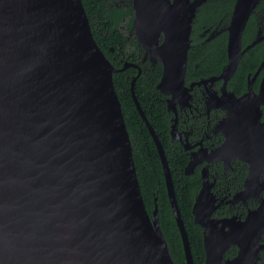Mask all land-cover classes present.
Returning a JSON list of instances; mask_svg holds the SVG:
<instances>
[{"label": "water", "instance_id": "obj_1", "mask_svg": "<svg viewBox=\"0 0 264 264\" xmlns=\"http://www.w3.org/2000/svg\"><path fill=\"white\" fill-rule=\"evenodd\" d=\"M249 1L237 5L229 27L226 80L247 49L243 32L258 0ZM202 3L134 0L133 29L145 55L163 63L157 88L169 96L168 110L190 96L185 75ZM131 65L139 67L118 68L106 56L83 0H0V264H176L158 207L153 215L146 207L114 84V73ZM140 74L131 91L169 178L164 148L136 95ZM254 151H242L251 171ZM168 186L187 263L195 264L170 178ZM245 187L235 200L257 191L252 177ZM216 201L204 180L193 214L204 229L206 264H255L264 198L245 220L212 217ZM232 245L239 248L234 258L227 257Z\"/></svg>", "mask_w": 264, "mask_h": 264}, {"label": "flooded vegetation", "instance_id": "obj_2", "mask_svg": "<svg viewBox=\"0 0 264 264\" xmlns=\"http://www.w3.org/2000/svg\"><path fill=\"white\" fill-rule=\"evenodd\" d=\"M169 1L174 3L176 0ZM202 1L203 3L198 7L193 21L192 35L194 34V37L191 35L192 41L199 46L196 54L197 62L195 63V69L190 72L188 78L185 75V85L189 88L190 96L187 100L178 102L175 108L168 110L172 121L168 147L171 150L180 151L174 152V155H180L188 159L184 166V174H177L175 177L166 155L170 173L169 178L177 198L176 183L180 187L188 183L187 178L183 175L191 176L196 174V177L198 175L201 181L198 190L194 191L193 206L197 195L203 187L204 180H207L212 194L217 198L216 204H219L212 217L237 216L239 219L245 220L249 213L260 205L261 198H264V170L261 173L257 170V167L264 166V0H258L249 15L242 37V50L247 49L239 60L236 71L228 80L225 79L222 73L227 68L229 61V27L237 5L242 4L244 1L246 3H252V1ZM228 5L231 6L230 10L227 9ZM107 9L109 19H118L122 23L127 24L132 23L131 29L128 26L119 28H122L125 35L127 34L128 39L135 38L137 41L136 33L133 29L135 20L134 0H108ZM197 22H202L199 27H195ZM220 35H225L226 38L227 60L220 71H206L207 73H204L199 67L210 61L208 52L212 53L217 50V48L212 46L204 48V44L213 41ZM248 46L250 47L248 48ZM140 50L144 51L142 48ZM141 56L140 62L142 63L150 60L145 55V52ZM242 60L244 68L241 73H238ZM126 62L128 61H125L123 65ZM134 67L138 68V70L141 69L138 66ZM168 97L166 95L167 109ZM241 99L245 100L240 102ZM230 111L232 118L229 121ZM174 124L177 126V131L173 136L172 126ZM162 146L164 148L163 143ZM223 147L229 148L230 151L225 154L218 153L219 149ZM251 149L255 150L252 159L256 163V168L253 171H251V163L242 154L243 150L250 152ZM164 151L166 154L165 148ZM160 158L169 197V178L167 177L161 155ZM191 161H194L195 165L192 171L188 173L187 167ZM206 173L207 176L204 178ZM250 177H252L253 186L257 189L256 193L250 195L249 198L235 200L237 198L235 195L246 188L245 182ZM157 199L158 197H155L154 208L151 213L149 212L151 215H153L156 207L159 210ZM222 200L224 201L222 202ZM158 212L161 225L160 210ZM199 226L204 232L203 227ZM181 240L185 253L182 235ZM260 243L262 245L260 256L255 264H264V231L262 232ZM238 251V246L232 245L227 250V257L234 258ZM229 252L230 256L228 255Z\"/></svg>", "mask_w": 264, "mask_h": 264}, {"label": "trees", "instance_id": "obj_3", "mask_svg": "<svg viewBox=\"0 0 264 264\" xmlns=\"http://www.w3.org/2000/svg\"><path fill=\"white\" fill-rule=\"evenodd\" d=\"M107 1L83 0L94 37L106 56L116 67L121 68L123 63L128 61L137 63L142 69L135 83V91L141 108L164 145L174 176L176 177L177 174L181 173L184 174L183 170L188 158L174 155L173 153L179 150L174 151L168 147L170 126L172 124L171 114L167 109L166 95L157 88L163 73V63L161 60L140 62L144 51L140 50L135 38L128 39L127 34L123 33L122 28H119L121 26L118 19L108 18ZM227 9L230 10L231 6L228 5ZM201 23H195V27H199ZM127 26L131 29L132 23L130 22ZM192 37H194V34ZM222 40L223 42L221 43ZM210 46L217 48V50L212 53L208 52L210 61L199 67L204 73H207L206 71H220L227 60L225 35H220L213 41L204 44V48ZM198 47V44L192 41L188 56L186 78L195 69ZM243 68L242 60L238 73H241ZM138 72V68L131 66L125 70L115 72L113 78L130 133L142 194L150 213L154 208L155 197H158L157 203L160 210L161 227L169 243L170 253L176 264H187L181 235L164 182L161 158L149 127L137 108L132 95V80L137 76ZM177 164L179 166L176 167ZM183 176L187 178V185L183 184L180 187L176 183L179 208L188 231L195 264H206L203 231L194 221V215L192 214L194 191L196 192L200 187L201 179L198 175L196 177V174ZM228 255L230 256V252Z\"/></svg>", "mask_w": 264, "mask_h": 264}, {"label": "rangeland", "instance_id": "obj_4", "mask_svg": "<svg viewBox=\"0 0 264 264\" xmlns=\"http://www.w3.org/2000/svg\"><path fill=\"white\" fill-rule=\"evenodd\" d=\"M119 25L120 26H127V23H122L121 21H119Z\"/></svg>", "mask_w": 264, "mask_h": 264}, {"label": "bare ground", "instance_id": "obj_5", "mask_svg": "<svg viewBox=\"0 0 264 264\" xmlns=\"http://www.w3.org/2000/svg\"><path fill=\"white\" fill-rule=\"evenodd\" d=\"M131 66H133V65H131ZM130 67V66H129ZM128 68V67H127ZM134 98V97H133ZM181 212V211H180ZM182 215V214H181ZM185 224V223H184ZM186 226V225H185ZM187 229V228H186ZM187 233H188V231H187ZM165 235V234H164ZM189 236V235H188ZM170 250V249H169Z\"/></svg>", "mask_w": 264, "mask_h": 264}]
</instances>
